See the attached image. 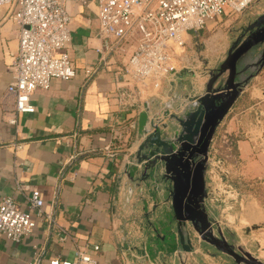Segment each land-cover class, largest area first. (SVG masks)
<instances>
[{
	"label": "crops",
	"instance_id": "1",
	"mask_svg": "<svg viewBox=\"0 0 264 264\" xmlns=\"http://www.w3.org/2000/svg\"><path fill=\"white\" fill-rule=\"evenodd\" d=\"M67 11L72 18L71 41L54 56L67 53L76 76L54 78L48 89H37L31 97L34 111L20 115L13 125L8 118L14 98L6 90L13 82L18 26L9 6L0 7V200L10 196L23 204L25 196L38 191L52 218L49 223L36 219L32 232L19 244L0 235V264H50L56 257L72 260L79 248L92 251L95 245L100 246L93 253L98 264H183L186 256L190 264H234L209 244H192L193 250L185 251L178 224L167 220L171 183L163 171L142 175L136 156L141 122L146 118V127L152 123L164 108L158 106L170 101L171 91L162 88L159 100L146 98L140 109L121 107L117 90L123 85L124 66L135 41L126 38L105 50L96 5L84 7L71 0ZM209 23L207 30L214 27ZM202 31L191 33L188 44L201 42ZM207 52L200 61L203 70L180 75L186 83L173 87L177 105L171 111L185 99L197 97L190 109L198 104L207 86L205 70L216 69L217 56ZM250 53L256 56L255 50ZM246 68L242 59L238 71ZM86 69L93 74L87 76ZM171 124L178 132V125ZM239 144L246 150V170H256V178L264 176L263 165L249 155L250 143ZM206 213L213 223L208 208ZM245 219L261 224L264 208ZM238 246L251 254L248 245Z\"/></svg>",
	"mask_w": 264,
	"mask_h": 264
},
{
	"label": "built area",
	"instance_id": "2",
	"mask_svg": "<svg viewBox=\"0 0 264 264\" xmlns=\"http://www.w3.org/2000/svg\"><path fill=\"white\" fill-rule=\"evenodd\" d=\"M69 1L0 0V7L9 6L18 26V49L11 65L13 82L6 90L14 98L10 124L16 125L20 115L34 111L31 97L37 89H48L54 78L68 80L76 76L67 53L54 56V51L64 50L71 41ZM73 1L84 7L96 5L99 38L105 50L126 38L135 41V49L124 66L117 99L121 107L140 109L146 98L158 97L163 85L172 82L179 50L184 49L191 33L202 31L208 22L222 17L226 8L241 11L253 0ZM85 74L91 76L93 72L86 69ZM187 108L185 104L166 116L155 117L148 133L167 119L180 122ZM36 219L52 222L40 192L25 196L23 204L10 196L0 200V235L8 242L19 244L32 232ZM99 251V245L93 246L92 251L79 248L72 260L56 257L50 264H98L93 253Z\"/></svg>",
	"mask_w": 264,
	"mask_h": 264
},
{
	"label": "rangeland",
	"instance_id": "3",
	"mask_svg": "<svg viewBox=\"0 0 264 264\" xmlns=\"http://www.w3.org/2000/svg\"><path fill=\"white\" fill-rule=\"evenodd\" d=\"M263 11L264 0H253L241 11H233L226 8L222 17L215 18L209 23L214 26L213 29H204L202 31L204 35L201 42L193 45L195 41H192L191 45H189L188 38H186V45L183 50H179L180 55L177 57V72L171 79L173 86H171V82L163 85L166 91H171L167 94L170 99L175 93L173 87L176 84L186 83L185 78L180 75L186 71L190 73L191 70H203L204 66L200 61L205 56H208L207 50H210L213 55L217 56V63H215L216 69L211 73H208L207 69L205 70L207 75L205 79L208 85L212 74L217 72L229 53L239 47L241 48L250 34V31H247L248 27L259 18L258 14ZM192 50L195 51V55ZM252 50L256 51V56L250 53ZM263 55L264 43H260L243 54L237 62L235 82L241 83L242 92L239 94V99L237 98L234 106L217 126L211 140L209 152L204 162L202 208L205 212H207V208L208 212H211L210 214L214 219V222L212 221L214 236L220 240L218 244L223 247H225L224 244L226 242L236 246L246 244L252 250L250 255L264 264V221L261 224H255L245 219L246 214H251L260 208H264V176L256 178L254 177L256 170L252 171L249 168L246 170L248 163V161H245L246 150L239 144L240 141L250 143L249 155L251 158H255L260 165L262 164L264 170ZM242 59L247 64V68L245 71L240 72L238 71V65ZM228 76L229 72H224L214 83V90L217 92L222 90L226 85ZM205 79L201 82H204ZM188 83L189 86L193 85V81L192 83L188 81ZM205 92L202 96L205 95ZM155 98L159 100V97ZM196 100L189 101V99H185L179 107L188 104L189 108V104L194 103ZM166 102L168 100L163 103L160 101L162 107ZM198 104H201V102L198 101ZM197 105L192 106L191 109L187 108L185 114L197 110ZM160 116L163 115L161 114ZM160 116L157 115L156 118ZM166 122V128L170 133L174 132V126L171 122L178 125V132H180V122L168 119ZM148 127H146L147 131ZM197 159L195 157V161ZM158 171L165 173L163 166ZM182 234L185 244H189L187 246L188 252L193 250L192 244H208L190 223H187L185 228L182 229ZM206 238L210 239L209 236H206ZM182 263L190 264L187 256L182 259Z\"/></svg>",
	"mask_w": 264,
	"mask_h": 264
},
{
	"label": "water",
	"instance_id": "4",
	"mask_svg": "<svg viewBox=\"0 0 264 264\" xmlns=\"http://www.w3.org/2000/svg\"><path fill=\"white\" fill-rule=\"evenodd\" d=\"M247 31H250V34L241 48L231 51L217 72L212 74L205 95L198 98L201 104L197 105V110L188 112L180 119V132L170 133L164 123L161 126L156 125L153 132L148 133L146 118L142 120L141 143L136 156L140 169L145 173L142 174L144 177L147 176L148 171L153 172V170L156 171L163 166L165 177L172 187L171 211L167 214V220L171 223L175 221L178 224V232L185 251H189L187 248L189 244H185L182 229L187 223H190L210 246L228 256L234 264H263L255 260L241 247L227 242L224 244L225 247L218 244L220 240L214 236L212 223L202 208L204 162L209 152L208 149L217 126L234 106L242 92L241 83L235 82L238 60L253 46L264 43V14L253 22ZM226 71L229 72L226 85L217 92L213 88L214 83ZM171 86H173V82H171ZM170 101L166 102L164 108L160 109L157 115L166 116L169 110L177 105L175 93ZM196 118H198L197 121ZM203 131L208 133V141L204 150L200 151L198 142ZM195 157L198 158L197 161H195ZM194 166L195 169L202 168L200 192L193 191ZM206 236H209L210 239Z\"/></svg>",
	"mask_w": 264,
	"mask_h": 264
},
{
	"label": "flooded vegetation",
	"instance_id": "5",
	"mask_svg": "<svg viewBox=\"0 0 264 264\" xmlns=\"http://www.w3.org/2000/svg\"><path fill=\"white\" fill-rule=\"evenodd\" d=\"M212 117V116H211ZM198 118H196V121ZM208 141V133L206 131H203L199 137V149L200 151L204 150L206 147ZM195 169V166L193 167ZM202 168H196L195 169V177L193 179V191L194 192H200L201 190V185H202V176H201V170Z\"/></svg>",
	"mask_w": 264,
	"mask_h": 264
}]
</instances>
